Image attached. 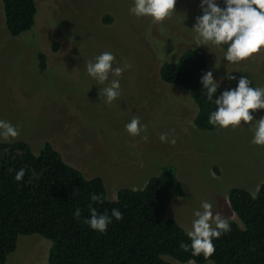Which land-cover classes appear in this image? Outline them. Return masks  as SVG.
Returning a JSON list of instances; mask_svg holds the SVG:
<instances>
[{
    "label": "rangeland",
    "instance_id": "374dc122",
    "mask_svg": "<svg viewBox=\"0 0 264 264\" xmlns=\"http://www.w3.org/2000/svg\"><path fill=\"white\" fill-rule=\"evenodd\" d=\"M198 2L176 0V14L155 24L131 16L130 0H36L33 26L12 37L0 0V119L20 128L17 138L0 143L23 141L34 155L45 142L51 144L86 179L101 177L108 200H115L118 189L143 188L161 167L172 166L183 194L170 200L166 218L185 231L192 209L206 199L213 203V214L219 211L239 223L228 191L239 187L256 193L264 182V146L249 144L247 128L196 129L188 92L164 83L158 70L165 55L175 62L184 50L201 48L205 72L212 70L214 79L236 70L241 73L232 74H249L256 85L264 83V50L224 68L221 49L192 42L187 28L200 14ZM183 15L181 26L176 21ZM103 50L131 65L120 77L121 95L110 105L98 98L100 86L84 75V62ZM40 53L46 64L42 72ZM220 86L234 87L235 81L221 79ZM262 114L253 113L255 118ZM132 115L146 125L140 136L124 131ZM161 132L175 136L176 143H162ZM49 247L39 235L19 236L4 264H47Z\"/></svg>",
    "mask_w": 264,
    "mask_h": 264
},
{
    "label": "trees",
    "instance_id": "16d2710c",
    "mask_svg": "<svg viewBox=\"0 0 264 264\" xmlns=\"http://www.w3.org/2000/svg\"><path fill=\"white\" fill-rule=\"evenodd\" d=\"M1 2L10 36L33 26L36 0ZM217 3L223 6L222 0ZM38 59L42 72L45 56L40 53ZM205 69L206 52L189 48L177 61L162 63L158 73L164 83L184 88L192 102L200 104L194 127L213 131L207 114L214 105L206 100L199 83ZM223 88L220 86L217 94ZM19 168H24L25 174L17 182L12 177ZM93 192L103 198L102 203H93L98 211L116 207L123 213V218L113 220L103 234L90 230L82 219L72 215L77 207L81 217L88 215ZM182 194L174 168L163 166L143 188L118 189L115 200H108L101 177L86 179L64 162L51 144L45 142L34 155L23 141L0 143V264L15 251L17 239L23 235H39L50 242L47 264H171L168 259L190 262L193 258L179 247L180 241L187 242L185 231L165 216L170 200ZM254 196L239 187L229 189L228 205L240 224L229 221L231 231L213 241L216 250L210 261L197 256L196 264H264V182Z\"/></svg>",
    "mask_w": 264,
    "mask_h": 264
},
{
    "label": "clouds",
    "instance_id": "9594fccd",
    "mask_svg": "<svg viewBox=\"0 0 264 264\" xmlns=\"http://www.w3.org/2000/svg\"><path fill=\"white\" fill-rule=\"evenodd\" d=\"M176 0H130L128 13L136 18H147L152 23L161 24L171 19L176 12ZM223 6L217 0H199L200 14L194 17L190 30L194 45L212 46L222 51L220 58L226 64L238 65L253 57V54L264 50V0H222ZM185 16L177 18V23L184 26ZM170 57L165 55L164 61ZM127 62L118 63L116 55L109 50H103L92 55L84 62V75L95 82L98 87V98L104 105H110L121 95V75L130 68ZM225 71L221 78L225 81H235V86L225 87L217 94L221 79H214L212 70L203 72L199 77L201 92L206 100L214 105L208 111L207 122L214 129L236 130L247 128L250 133L249 144L264 146V114L255 118L253 113L264 110V83L254 85L250 75H234ZM251 110V111H250ZM192 111L200 112V104L193 103ZM146 125L141 123L137 115L124 124V131L132 137L140 136ZM20 135L18 125H13L5 119H0V141L9 142ZM158 139L170 145L176 143L175 136L161 132ZM13 169H9L12 172ZM25 174L24 168L14 170L13 180L19 182ZM253 198L255 196L253 195ZM101 195L93 192L89 195L88 215L81 217V209L77 207L72 215L82 219L90 230L103 234L113 220L120 221L123 213L116 207L98 211L93 203H102ZM213 203L202 199L198 206L192 209L191 220L185 228L187 242L180 241L179 247L190 254L193 259L189 264H196L195 257L202 256L209 260L216 248L213 243L221 236L231 231L229 220L219 211L213 214Z\"/></svg>",
    "mask_w": 264,
    "mask_h": 264
},
{
    "label": "crops",
    "instance_id": "0c3cea01",
    "mask_svg": "<svg viewBox=\"0 0 264 264\" xmlns=\"http://www.w3.org/2000/svg\"><path fill=\"white\" fill-rule=\"evenodd\" d=\"M171 262V261H170Z\"/></svg>",
    "mask_w": 264,
    "mask_h": 264
}]
</instances>
